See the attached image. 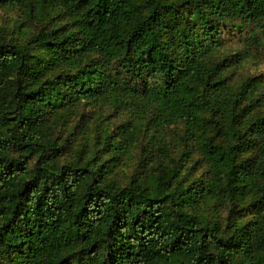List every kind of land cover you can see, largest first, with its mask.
I'll use <instances>...</instances> for the list:
<instances>
[{
  "label": "trees",
  "instance_id": "1",
  "mask_svg": "<svg viewBox=\"0 0 264 264\" xmlns=\"http://www.w3.org/2000/svg\"><path fill=\"white\" fill-rule=\"evenodd\" d=\"M249 58L264 0H0V264H264Z\"/></svg>",
  "mask_w": 264,
  "mask_h": 264
},
{
  "label": "rangeland",
  "instance_id": "2",
  "mask_svg": "<svg viewBox=\"0 0 264 264\" xmlns=\"http://www.w3.org/2000/svg\"><path fill=\"white\" fill-rule=\"evenodd\" d=\"M245 72L247 74L249 73L250 74H263L264 73V62H258L256 59L249 58V60L245 64Z\"/></svg>",
  "mask_w": 264,
  "mask_h": 264
}]
</instances>
